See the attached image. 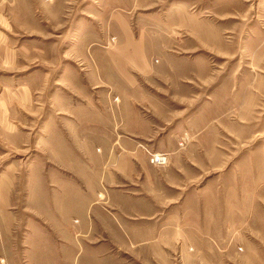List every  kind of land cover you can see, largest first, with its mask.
<instances>
[{
    "label": "rangeland",
    "instance_id": "obj_1",
    "mask_svg": "<svg viewBox=\"0 0 264 264\" xmlns=\"http://www.w3.org/2000/svg\"><path fill=\"white\" fill-rule=\"evenodd\" d=\"M84 52L119 60L106 89L94 92L101 108L94 116L110 119L116 137L103 170H119L116 152L135 145L122 190L144 211L123 216L142 220L131 230L143 239L155 234L136 248L111 243V264H264V0H0V116L16 117L19 132L33 134L30 147H10L0 128V179L8 168L16 183L33 179L44 122L64 117L63 104L90 83L78 72L100 63L78 59ZM133 53L134 67L127 60ZM26 84L29 108L16 96ZM155 154L168 163L153 164ZM136 186L157 190L159 205L139 197ZM45 190L63 192L44 207L53 228L92 222L97 207L88 211L79 192ZM20 194L26 198V189ZM19 203L12 212L22 210ZM100 205L115 220L114 207ZM25 221L10 226L15 240L34 225ZM57 239L45 264H107L90 256L87 241L80 238L71 252ZM108 240L109 233L96 234L91 246L98 252Z\"/></svg>",
    "mask_w": 264,
    "mask_h": 264
},
{
    "label": "crops",
    "instance_id": "obj_2",
    "mask_svg": "<svg viewBox=\"0 0 264 264\" xmlns=\"http://www.w3.org/2000/svg\"><path fill=\"white\" fill-rule=\"evenodd\" d=\"M124 36L126 42L130 43L126 35ZM10 46V44H5L2 50H4V54L8 56V59L13 60L14 52ZM85 49L88 50V47ZM137 55V53H133V56L127 59L129 60L128 66H136ZM78 59L88 63L97 60L100 63H96V68L87 65L88 69L85 72H78V75L85 76L90 83L85 88L78 86V92L76 93L81 95H77L76 100L73 99L72 102L68 101L63 104L64 117H52L48 122H44L43 133L37 138L39 160L34 159L29 168L33 179L27 185H22L20 181L16 183L15 180L9 177V174L11 176V173L14 172L9 168L6 172L7 177L0 179V264H45L46 249L48 250L49 246L54 248L56 241H58L57 238H61L59 242H63L68 248H71V252L75 245L80 243L79 239L81 238L87 241L84 245L90 248V256L95 257L96 255L102 260L105 259L104 261L107 264H111L112 258L116 257V254L109 253L106 249L110 248L111 243H119L128 249V243L131 242V246L136 248L138 247L137 244L151 243V238L155 236V234L147 232L145 233L146 238L143 239L141 235L133 233L131 229L140 225L142 220L130 221L123 216L125 212L143 214L144 211L143 208L137 207L134 203L132 204L130 202L132 198L128 196L130 194L122 190L124 180L133 173L129 172L127 176L126 165L132 162V158H134V161L136 160L135 145L132 144L131 149L133 151H130V153L126 150L116 152L119 170L114 172L103 170V163L111 153L116 151V147L113 146L116 137L110 119L94 116L97 114L96 110L101 109L94 97V92L104 90L108 86L110 82L109 71L113 65L117 67V62H119L117 55L110 52L100 54L84 52ZM120 68L123 67L120 66ZM21 89H24L23 96L15 94L17 98L22 97L25 101H18L29 108L30 101L27 95L29 96L33 92L32 88L26 84L22 85ZM3 105V102H1V108L6 109L7 113L10 112V108L14 110L12 105L8 110ZM0 128L3 130V137L8 146L17 147L20 143H26L30 147L33 134L27 132L25 134L28 135H24L20 133L21 130L16 117L0 116ZM96 144H100L102 148L100 153L96 152ZM47 185H50L51 188L58 187L67 190L70 195H72L73 190V196H76L79 192L88 201L86 204V206L89 205L88 211L92 205L97 207L94 217L92 214V222L87 219L78 228L82 231H76L78 229L73 228L70 223L58 222L59 227L56 223L55 228H53L49 224V213L46 212L44 207L50 199L60 200V195L63 192L49 195L45 190ZM20 188L26 189V198L24 194H20ZM135 190L139 197L144 194L147 199H150L151 203L156 206L159 205L157 190L150 186H136ZM101 194L103 199L100 200L98 196ZM20 200L24 203L22 210L16 213L12 212V209L20 204ZM107 201L108 204L114 207L115 220L106 217L101 209L100 202ZM26 216L32 218L36 226L27 224V231L18 232L17 240H15V235L11 232L10 226L18 223V226L24 224L22 227H25L26 225L22 221H25ZM100 221L102 223L99 225ZM39 223L43 226H49L51 229L48 228L47 231V228L40 227ZM49 230L52 232L50 238L54 241L53 243L51 240L47 241ZM105 233H109L111 240L106 241L108 244L97 252V249L91 246V241L96 234L104 235ZM128 235L129 240L126 238ZM135 251L136 249L133 252ZM103 253L104 255H102ZM23 256L26 262L23 261ZM2 260H4L3 263Z\"/></svg>",
    "mask_w": 264,
    "mask_h": 264
},
{
    "label": "built area",
    "instance_id": "obj_3",
    "mask_svg": "<svg viewBox=\"0 0 264 264\" xmlns=\"http://www.w3.org/2000/svg\"><path fill=\"white\" fill-rule=\"evenodd\" d=\"M152 163L159 166H164L168 163V158L165 154H155L152 157Z\"/></svg>",
    "mask_w": 264,
    "mask_h": 264
}]
</instances>
